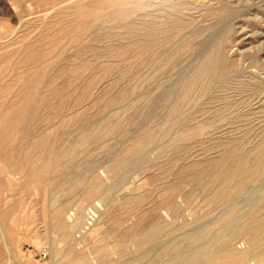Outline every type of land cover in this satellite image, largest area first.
I'll use <instances>...</instances> for the list:
<instances>
[{
  "label": "bare ground",
  "instance_id": "6f19581e",
  "mask_svg": "<svg viewBox=\"0 0 264 264\" xmlns=\"http://www.w3.org/2000/svg\"><path fill=\"white\" fill-rule=\"evenodd\" d=\"M258 5L255 0H0V252L10 249L14 228L34 218L47 235L58 233L68 253L75 252L82 217L65 222L69 206H83L110 188L100 177L84 176L86 151L122 126L114 114L76 137V79L86 76L82 89L93 94L107 90L114 74L135 73L144 110L139 117L161 131L140 129L115 155L112 177L139 159L158 134L181 122L173 141L206 133L218 152L181 167L179 180L168 182L157 198L155 212L165 208L173 218L158 219L144 230L135 223L138 234L122 239L124 232L118 233L113 246L107 236L93 238L92 231L89 256L77 254L67 264H133L149 250L155 256L140 264H264V104L245 107L264 91V82L255 74L243 78L245 60L256 73L264 62L260 50L238 51L240 58L229 53L237 26H250ZM126 94H119L118 103ZM128 120L134 122V112ZM170 164L164 162L160 170ZM189 176L203 196L195 210L222 211L180 239L173 231L199 217L194 209L187 215L182 208L195 197L182 207L175 198ZM12 180L21 181L19 189ZM141 188L134 199H125L126 206L138 207L150 198ZM121 220L115 227L123 226ZM129 244L135 246L131 257Z\"/></svg>",
  "mask_w": 264,
  "mask_h": 264
},
{
  "label": "rangeland",
  "instance_id": "374dc122",
  "mask_svg": "<svg viewBox=\"0 0 264 264\" xmlns=\"http://www.w3.org/2000/svg\"><path fill=\"white\" fill-rule=\"evenodd\" d=\"M255 2L260 4L257 7L260 11L257 13L255 12L250 16L252 18L250 26L245 28L240 25L237 26L238 32L236 34V42L231 46L232 48H229V53L232 55L236 54L238 51L241 53L249 50H260L262 61L264 62V0H255ZM240 53H237V55ZM238 57L240 58L241 56L238 55ZM78 63L79 62L76 61V65ZM244 65L247 68L243 74V78H248L251 74H255V79L264 82V65L260 71H257V73L255 71L256 69L249 65V60H245ZM129 75L130 74L122 76L114 74L113 77L110 78L112 81L110 79L108 80L109 87L107 90H95L93 94L85 92L82 89L87 80L86 76L84 77L83 75L76 79V85L80 87L79 89L76 88V116H79L80 118H78L79 120L76 122V137L80 134L82 129L87 127L89 128L90 124H94L99 121L106 122L107 119L109 120V118L114 117V114H116L115 116L122 118V126H120L116 132L113 131L109 133V137H105L100 146L96 144H94L96 147L94 145H90L89 149L86 151L88 154L82 164L84 176L86 175V178H90L88 177L89 175H91V178L100 177L101 180L110 185V188L106 195L100 197L97 196L93 199L85 201L83 206L74 203L69 206L65 217L66 219L64 218L65 222L68 221L67 223L73 224L76 222L75 220L82 217L79 222L80 224H77L76 226L74 236L76 237V241L74 243L75 252L68 253L66 251L67 246L65 242L60 239V236H57L58 233L52 232L47 235V233H45V229H42L43 224H41L37 218H34L35 220H32L35 221V223H32V220L29 219L26 220V222L23 221V223H19V225L14 228L17 232L10 244V249L0 252V264H67L68 261L77 254L85 253L89 256L91 247L90 244L88 245L87 243H90V240L96 238L97 236L100 238L102 236H107V241L110 243V246H113L118 237H122V239H124L123 236H125V239H127L132 235L138 234L139 231L135 230L133 227L135 226V223L140 222L144 230L149 228L158 219L164 220L167 218L165 220L167 222L169 219L173 218L172 216L174 213L170 211L167 212L168 210L166 211L165 208H161L159 209L160 212L157 210L159 214H156L157 211L155 212V202L157 203V198L161 197L166 192L168 182L179 180L177 179V172H179L181 167H187L195 161L212 159L216 156L218 152L217 144L215 143V140H213L214 138L210 137L211 139H209V137L206 136V133L189 140L173 141L175 133L183 126V123L181 122L172 127L170 130L158 134L154 141L142 152L139 159L132 161V164L129 163L119 176L112 177L109 172V167L112 165L115 155L117 156L119 154L118 151L120 152L122 148L129 143V141H132V139L137 137L138 132L141 131L140 129L152 131L156 130L157 132L161 131V128L154 125V121L143 120L139 117V111L143 112L144 110L139 100L138 83H136L138 81L136 78L137 75L135 78V73L132 77ZM99 76L100 75H98V77ZM80 78L82 79L79 80ZM251 80L254 81V79ZM257 80L254 82L257 83ZM130 86H132V88ZM130 88L131 90H129ZM123 92H127V94L125 95V98L118 103L117 97H119V94ZM67 98V100L70 99L69 97ZM251 102L250 104L247 103L248 105L246 104L245 107L253 109L258 105L264 104V91L256 97V100L254 98ZM60 109L62 110H58V114L61 111L64 112L63 109L66 108L62 107ZM129 112L135 113L134 122H129ZM78 114H80L81 117ZM91 152L92 155L90 154ZM89 154L90 156L88 157ZM164 162L171 163L170 168L167 171L160 170V167L164 164ZM76 177H78V173H76ZM192 180L193 177L189 176V178L183 182V191L178 192V194L176 193L175 195L179 206H183L184 203L186 204L192 196V198L195 197V200L192 199L189 201L191 208L188 207L189 202L187 203L188 208L186 206H181L186 212L184 213L187 215L188 213L192 214L190 209H194V211H196L195 209H197L203 201V196H201L202 194H200V191L196 190V188L194 190ZM19 181L20 180L10 181L14 189L20 188ZM87 183L89 184L90 180H88ZM86 184L84 185L86 186ZM137 186L138 188H134ZM140 187H142L140 190H147L146 192L150 195V198L138 207L126 206L124 204L125 201L128 198L129 200L132 199L136 194L135 190H139ZM39 190L40 189L38 187L34 190L36 193L34 196L36 201H38V199L42 196V192ZM198 193L200 195H198ZM78 195L79 194H76L77 203L79 198ZM185 208L187 209L185 210ZM35 209L36 210L34 212L36 214V211L40 209V205H35ZM198 210L199 211H196L197 213L195 212V214L200 218L198 217L195 222L189 223V226L186 224L173 231V235L176 236V238L181 239L183 234L194 231V229H200L201 227L203 229L204 226L213 222L222 211L221 207H215V209L212 208L206 211L204 210V213L201 209L198 208ZM152 211L154 214H152ZM119 217L122 219L121 225L123 226H120L121 228L115 227L114 225V221ZM29 224L30 226H28ZM100 226H103V228ZM105 229H109V231L107 232ZM110 229H112L113 232L112 230L110 231ZM38 231L40 233H38ZM92 231V234L94 235V237L92 236L93 238L89 237L92 235L90 234ZM111 233H113V235ZM118 233L122 234L119 235ZM109 234H111V236ZM117 235L119 236L117 237ZM87 237H89V239ZM1 245L2 243L0 242V248H2ZM129 245L130 247L128 246V252H130V256L128 255V257H131L135 246H133V244ZM43 252L46 253L45 257L42 254ZM155 253V250H149L143 255H138V258L134 259L133 264H140L143 261H148L155 256ZM90 257L93 258L91 255ZM117 257L118 256L116 254L114 258ZM93 264H97L95 260Z\"/></svg>",
  "mask_w": 264,
  "mask_h": 264
},
{
  "label": "built area",
  "instance_id": "2783aa9c",
  "mask_svg": "<svg viewBox=\"0 0 264 264\" xmlns=\"http://www.w3.org/2000/svg\"><path fill=\"white\" fill-rule=\"evenodd\" d=\"M42 254H43L44 257L46 256V253L45 252H43Z\"/></svg>",
  "mask_w": 264,
  "mask_h": 264
}]
</instances>
